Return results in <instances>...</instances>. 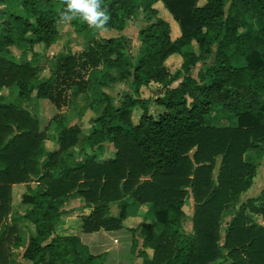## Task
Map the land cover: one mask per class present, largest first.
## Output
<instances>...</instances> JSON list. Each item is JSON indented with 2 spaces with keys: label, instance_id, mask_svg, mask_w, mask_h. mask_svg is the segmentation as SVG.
Masks as SVG:
<instances>
[{
  "label": "trees",
  "instance_id": "trees-1",
  "mask_svg": "<svg viewBox=\"0 0 264 264\" xmlns=\"http://www.w3.org/2000/svg\"><path fill=\"white\" fill-rule=\"evenodd\" d=\"M158 3L176 20L180 36L172 37ZM101 6L110 17L107 29L124 30L143 14L144 50L133 69H126L125 37L102 38L79 55L60 58L54 75L38 80L40 68L17 59L12 47H51L66 5L0 0V264H17L13 248L22 246V259L33 264H104L105 254L58 231L76 197L91 209L81 216L87 233L122 230L130 207L149 205L152 221L129 229L142 238L137 255L144 264H264V224L258 220L264 222V191L241 202L257 173L246 155L264 152V0H101ZM71 22L80 32L89 27L79 17ZM176 53L183 64L171 75L165 63ZM81 68L97 74L98 86L116 80L113 70L119 69L129 85L119 106L111 94L95 93L93 104L103 110L86 134L61 116L51 135L36 114L2 93L16 87L20 100L35 92L60 108L68 90L78 94L90 86L76 79ZM153 82L165 89L154 99L165 107L157 116L148 110L151 99L142 97ZM137 106L142 115L134 123ZM219 115L234 123L214 125L211 119ZM49 139L58 146L53 151L46 148ZM108 144L115 156L99 159ZM21 183L27 184L24 213L12 205L13 185ZM188 197L194 201L191 232L184 228ZM230 207L235 212L223 235ZM21 222L34 228L27 238Z\"/></svg>",
  "mask_w": 264,
  "mask_h": 264
},
{
  "label": "rangeland",
  "instance_id": "rangeland-1",
  "mask_svg": "<svg viewBox=\"0 0 264 264\" xmlns=\"http://www.w3.org/2000/svg\"><path fill=\"white\" fill-rule=\"evenodd\" d=\"M201 3H204L203 1ZM156 7L159 10V15L169 21L172 27V37L176 38L180 36V27L173 16L169 13V11L163 6L162 3H158ZM252 18L249 15L248 19ZM72 21V20H71ZM71 21L64 22L61 21L59 24V39L51 46L45 47L42 44L36 45L32 50H24L18 47H12V51L14 56L23 61H29L33 65L38 66L40 68L39 77L40 79H48L54 75L56 71L57 63L60 58L66 57L68 55H79L88 50L90 44L94 40H100L102 38H117L120 36H124L126 39L127 50H126V69H133L134 65L137 63L140 56L143 54L144 46L142 41L139 38V32L141 30L142 25L145 23L143 19V14H136L131 20L128 21V24L124 30H116V29H107L105 30H97L94 27H89L84 31L80 32L76 29V26L72 24ZM242 30V28L240 29ZM184 50L190 49V47L183 48ZM244 63V60L240 61L239 64ZM166 67L168 72L171 75L176 74L179 70H181V66L183 64L182 53L173 54L167 61ZM200 64L198 65V68ZM80 70V77L76 79L78 81H88L90 86L85 90L77 92V88L70 89L67 91V100L66 103L62 105V107H58L49 99L46 98H38L35 97V92L33 93L32 98L22 99L18 98V91L16 87L12 88H4L2 93L8 97L10 102H14L15 104L22 105L23 107L29 109L33 114H36L41 121V129L50 131L51 135H55V127L57 125V118L64 116L66 118V123L68 125H78L81 127L84 134L89 133L91 131L92 120L99 116L103 110L102 106H96L93 104L95 99L96 92H107L114 97V101L116 105H120L121 99L123 98L125 91L129 89V85L125 78H121L122 71L119 69H114L113 74L116 77V80L109 82L107 86H98L95 85V79L97 78V74L92 72L91 69H78ZM198 69L194 71V74L197 75ZM180 80L172 83L171 87H176ZM164 87L157 83L153 82L148 88H144L142 92V97L145 99H151L148 103V110L154 116H157L160 113H163L165 107L163 105L155 102V98L157 96H162L164 94ZM142 115V108L137 106L134 109L133 121L134 123H138L140 117ZM211 122L214 125H232L234 123L233 118L230 115H219L217 118H212ZM57 144L53 139H49L46 141V148L49 151H53L57 148ZM73 151L75 155L79 154V145L74 146ZM258 150H250L246 158L247 160L253 161L256 166L257 173L253 181L252 187L241 196V202L246 201L249 197H257L264 191V152L262 155H259ZM116 150L113 148L112 144H108L105 148V153L99 157V159H111L115 156ZM256 155V156H255ZM220 162V161H219ZM35 186V184H34ZM19 191V190H17ZM17 193V192H16ZM14 195V193H13ZM15 199H13V209L14 211L24 212L27 208L26 205L21 203L20 194L14 195ZM193 203V198L188 197L185 207V212L187 213V217L184 221L185 231L191 232L192 222H191V207ZM239 206V202L236 203ZM84 207L78 210L79 214H86ZM228 211H225L222 217V234L224 235L225 229L227 227L228 222L232 218V213L235 212L233 207H230ZM118 207L114 205L113 213H118ZM258 219V218H257ZM261 223L264 222L259 218ZM67 225L70 226L69 230H71L72 234L79 236L84 243L88 246L92 245V253L94 254H105V262L104 264H144L143 259L137 255L138 248L141 247L142 238L136 230L128 231V230H119L117 232L110 233L111 237L108 236H100L97 233H87L82 229V220L81 216H74L71 222ZM130 224V223H128ZM134 225V224H133ZM20 227L23 229L24 233H22V237L27 238L29 234L32 233L33 228H27V225L21 222ZM69 228V227H68ZM68 230V229H67ZM62 233L64 230L60 231ZM104 241V242H103ZM103 244H102V243ZM23 246L20 248H13V258L15 259L17 264H33L32 262H28L22 259L23 254ZM223 262V259L218 260L216 263L219 264Z\"/></svg>",
  "mask_w": 264,
  "mask_h": 264
},
{
  "label": "crops",
  "instance_id": "crops-1",
  "mask_svg": "<svg viewBox=\"0 0 264 264\" xmlns=\"http://www.w3.org/2000/svg\"><path fill=\"white\" fill-rule=\"evenodd\" d=\"M34 184L36 185V182H34L33 185ZM17 190H19V191H17ZM26 191H27V184L21 183V184H15V185H13V193H14V195H17V194L19 195L20 194L21 199H22L23 193H25ZM14 195H13V199L16 198ZM186 202H187V200H186ZM190 204L192 205L191 212H193L194 201H193V203H190ZM84 205H85V203L83 202V200L80 197L73 198L68 203V205L66 207V210L68 211L67 216H66V221L62 225L59 226V229H58L59 232L62 231V230H64V232L66 231L65 234H72L71 233V230H69L71 228L70 226L72 224H70V226L67 225V220H69L68 221V224H69L74 216H78V215L82 216V214H79L78 213V210L80 208L84 207ZM116 206H117V204H116ZM83 210L85 211L86 214H88L91 211V209H89V208H85ZM22 213H24V212H22ZM114 213L116 214V212H114ZM129 213H130L131 216H129L124 221V228H123L124 230H128L129 231V229H131V228L136 229L137 227H139L146 220V218H148V221H152L151 218H150V215L152 214V212H151V209H150V206L149 205H140V206H136L135 205V206H132V207L129 208ZM128 223H130V224H128ZM113 232H117V231H111L110 232V231L102 230V231L94 232V233H97L100 236H108V237H111L110 236L111 235L110 233H113ZM32 233H34V228H33ZM83 244L86 245L87 248L91 251L92 245L91 246L90 245L88 246L84 242H83ZM91 253H92V251H91Z\"/></svg>",
  "mask_w": 264,
  "mask_h": 264
},
{
  "label": "clouds",
  "instance_id": "clouds-1",
  "mask_svg": "<svg viewBox=\"0 0 264 264\" xmlns=\"http://www.w3.org/2000/svg\"><path fill=\"white\" fill-rule=\"evenodd\" d=\"M66 5L60 13V18L64 22L71 21L79 17L90 27L97 30H105L110 17L101 6V0H61Z\"/></svg>",
  "mask_w": 264,
  "mask_h": 264
}]
</instances>
